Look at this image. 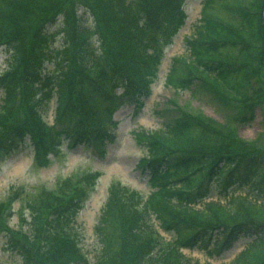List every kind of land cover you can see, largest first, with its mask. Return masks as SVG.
Masks as SVG:
<instances>
[{
  "label": "trees",
  "instance_id": "1",
  "mask_svg": "<svg viewBox=\"0 0 264 264\" xmlns=\"http://www.w3.org/2000/svg\"><path fill=\"white\" fill-rule=\"evenodd\" d=\"M262 1L201 0L200 16L183 37L185 51L171 57L164 82L177 89L201 82L219 102L249 110L238 120L252 119V106L264 104ZM183 2L0 0V45L9 51L0 74V153L17 149L25 137L41 165L64 138L73 137L70 146L91 140L104 152L114 137L120 100L149 94L161 55L157 44L184 24ZM57 17L62 36L53 46L48 25ZM51 101L49 123L44 116ZM134 134L145 152L138 167L151 189L142 194L121 181L109 184L93 227V262L83 254L71 220L97 172L41 189L28 203L30 219L21 215L14 226L7 220L18 192L0 200V234L21 254L22 264H210L183 248L200 246L219 255L241 233L252 238L229 261L216 264H264V147L190 112ZM239 173L237 187L249 184L258 197L229 190ZM213 181L222 187L216 198L210 196ZM158 227L172 235L166 238Z\"/></svg>",
  "mask_w": 264,
  "mask_h": 264
},
{
  "label": "rangeland",
  "instance_id": "2",
  "mask_svg": "<svg viewBox=\"0 0 264 264\" xmlns=\"http://www.w3.org/2000/svg\"><path fill=\"white\" fill-rule=\"evenodd\" d=\"M200 6L201 0L184 1L186 21L173 36V43L166 48L157 74L149 85L151 94L144 100L141 107L135 108L133 102L124 97L122 102H119L114 112V118L118 121L113 131L114 137L107 143L102 159L94 151L93 144L83 146V143H79L71 147L69 144L72 143L73 137L64 138L59 152L56 155H50L45 165L35 162L31 148L23 149L22 153L15 156L0 159V199L7 197L9 192H18V198L7 220L10 226L20 222L21 215L27 220L30 219L28 203H32L39 197L41 189L52 186L56 181L68 176L74 177L87 172H97L92 192L71 220V227L79 239L81 250L86 254L88 261L93 262L97 253V237L93 227L106 200L109 184L113 181H121L142 194H147L150 190L146 176L137 166L140 157L145 152L136 144L134 130L140 128L153 130L172 116L190 112L202 115L212 124L222 127L223 130L248 143L264 147V104L253 105L250 110L254 117L247 121H240L238 115L247 113L249 110L239 111V107L235 104L219 102L212 97L213 95L201 82H193L189 88L185 89H177L164 82L171 56L185 51L183 37L190 32L192 23L199 17ZM82 9L78 10L84 15L81 17L82 20L85 18L86 22L90 23L91 17L86 18L88 14ZM57 28L58 22L48 27V31L54 34L53 46H59L61 43L62 34L58 33ZM8 54L7 49L0 47V74L7 67ZM47 68H51V65ZM257 84L260 83L253 81V86ZM1 94L0 90V98ZM53 107L51 101L45 115L48 120L53 118ZM239 183L240 180L235 177L229 190H233L232 187H237ZM210 186V194L216 198L217 194L222 191V187L216 181H213ZM249 188V184H243L242 189L237 187L235 191L250 192L251 196L258 197L256 191ZM259 188L262 186L260 185ZM153 221H155L154 218ZM159 231L166 238L172 235L171 232L162 229ZM251 238L252 235L241 233L232 246L221 255H210L202 247L184 248L183 252L199 259L201 263L216 264L230 260ZM0 264H22L21 254L8 246L3 232L0 234Z\"/></svg>",
  "mask_w": 264,
  "mask_h": 264
},
{
  "label": "water",
  "instance_id": "3",
  "mask_svg": "<svg viewBox=\"0 0 264 264\" xmlns=\"http://www.w3.org/2000/svg\"><path fill=\"white\" fill-rule=\"evenodd\" d=\"M260 22L264 23V0L262 2V6H261V9H260Z\"/></svg>",
  "mask_w": 264,
  "mask_h": 264
}]
</instances>
